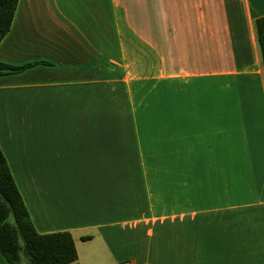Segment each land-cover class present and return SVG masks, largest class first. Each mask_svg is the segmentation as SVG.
<instances>
[{
    "label": "crops",
    "instance_id": "1",
    "mask_svg": "<svg viewBox=\"0 0 264 264\" xmlns=\"http://www.w3.org/2000/svg\"><path fill=\"white\" fill-rule=\"evenodd\" d=\"M261 16L19 0L0 62L38 64L0 75V146L37 231H70L80 264H264Z\"/></svg>",
    "mask_w": 264,
    "mask_h": 264
},
{
    "label": "trees",
    "instance_id": "2",
    "mask_svg": "<svg viewBox=\"0 0 264 264\" xmlns=\"http://www.w3.org/2000/svg\"><path fill=\"white\" fill-rule=\"evenodd\" d=\"M18 3L19 0H0V42L11 28ZM255 26L264 68V16L256 19ZM36 64L14 66L0 62V75L20 72ZM0 251L8 264H80L70 231H37L1 146Z\"/></svg>",
    "mask_w": 264,
    "mask_h": 264
},
{
    "label": "rangeland",
    "instance_id": "3",
    "mask_svg": "<svg viewBox=\"0 0 264 264\" xmlns=\"http://www.w3.org/2000/svg\"><path fill=\"white\" fill-rule=\"evenodd\" d=\"M114 105H117L116 103L111 102V116H114L117 114L118 109L114 108ZM122 116V115H121ZM127 116V115H126ZM24 264H28V262H24Z\"/></svg>",
    "mask_w": 264,
    "mask_h": 264
},
{
    "label": "built area",
    "instance_id": "4",
    "mask_svg": "<svg viewBox=\"0 0 264 264\" xmlns=\"http://www.w3.org/2000/svg\"><path fill=\"white\" fill-rule=\"evenodd\" d=\"M126 264H133L132 262H127Z\"/></svg>",
    "mask_w": 264,
    "mask_h": 264
}]
</instances>
